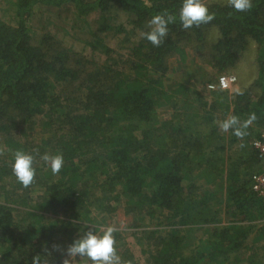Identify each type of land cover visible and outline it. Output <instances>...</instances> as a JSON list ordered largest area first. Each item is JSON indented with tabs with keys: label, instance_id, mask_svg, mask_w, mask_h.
I'll return each mask as SVG.
<instances>
[{
	"label": "trees",
	"instance_id": "1",
	"mask_svg": "<svg viewBox=\"0 0 264 264\" xmlns=\"http://www.w3.org/2000/svg\"><path fill=\"white\" fill-rule=\"evenodd\" d=\"M64 2L80 15L118 5L134 23L153 24L134 47L130 71L109 66L98 69L102 77L83 74L75 86L81 69L70 65L71 50L48 35L34 42L28 25L37 4ZM201 2L15 0L14 22L0 19V264H58L54 238L76 246L96 232L97 247L85 246L76 264H139L121 230L99 231L106 221H96L99 205L105 213L124 205L136 219L170 226L149 237L145 264H225L240 250H251L250 264H262L254 256L264 250V221L251 239L256 223L232 219L214 229L202 249L181 244L180 227L216 221L210 201L230 217L264 220V201L251 175L243 177L257 151L245 148L226 163L216 151L224 147L218 140L226 117L235 120L226 134L232 144L242 129L264 124V0ZM209 27L218 29V38L211 60L201 63L180 41L194 38L202 50ZM106 28L105 22L99 26ZM247 39L257 45L260 93L246 89L230 96L212 89L217 96L202 104L197 85L235 66ZM95 44L102 47L98 39ZM158 108L171 112L169 120L150 131ZM212 145L216 150L209 151Z\"/></svg>",
	"mask_w": 264,
	"mask_h": 264
},
{
	"label": "rangeland",
	"instance_id": "2",
	"mask_svg": "<svg viewBox=\"0 0 264 264\" xmlns=\"http://www.w3.org/2000/svg\"><path fill=\"white\" fill-rule=\"evenodd\" d=\"M14 1L15 0H0V19L11 24L14 22ZM227 1L231 0H202L201 4L210 2L224 3ZM134 18L132 14L124 11L118 5H113L106 11L95 10L87 15H80L70 3L64 2V4L59 6L40 3L33 8L28 25L34 42L48 35L54 40L58 39L63 47L71 50L70 65L77 69H81L80 79L75 81V86H78L81 83L83 74L92 73L94 77H102V75H99L100 72L98 69L103 70L110 66V68L114 70L118 69L124 72L130 71L129 67L132 64L131 62L135 59L133 53L134 47L144 39L147 33L153 30V24L149 23L140 26L133 22ZM103 22L108 24L109 28L100 30L99 26H101ZM94 33H96V36H92ZM218 33L219 31L216 27H209L205 30L202 50L196 49L199 43L194 38L191 40L183 39L180 43L182 46L189 48L194 56L198 58L199 62L206 63L211 60L212 44L218 38ZM97 39L102 45L100 48L95 44ZM105 50H107V52H105ZM77 60L79 63H77ZM258 68L257 45L252 39H247L235 66L229 67L226 71L216 75L212 82H205L197 85V89L200 91V96L202 97L200 101L202 104L205 101L210 102L211 98L217 96L215 93L213 95L211 91H214L212 89H219L216 87V79L222 74H232L235 76L234 83L225 90L230 96L246 89H250L255 94H259L260 89L255 84ZM114 70L111 72L113 73ZM210 85H213V87H210ZM61 86L64 87L65 83L61 84ZM73 87V84H70V88L73 89ZM198 105L200 107V104ZM170 113L171 112L166 109L158 108L157 112H155L157 115L155 120L153 122L151 121L148 125L149 130L152 131L154 129V124H163L169 120ZM217 114H221L220 108L217 109ZM230 121L231 118L229 116L225 118V122L221 123L220 132H223V135H221V139L218 141L219 144L223 142V149L218 151L215 149L216 147L214 145L208 147L209 151L216 150L218 154L222 155L224 157V163L228 161L229 157L232 158V156L235 155L242 156L245 148L248 152L249 150L251 152L253 149L251 141L256 139L260 133L264 132V124L258 125L257 123H250L251 126L249 129H242L236 142L232 144L229 142V136L226 137V134L231 132V127L235 122V120L233 122ZM174 122L179 124L181 121L175 120ZM162 130L166 132L170 131L169 127H165ZM231 134H233V132ZM218 154L214 155L218 156ZM255 155L256 161L254 165H246L245 167L249 170H247V173L243 176L245 179H248L249 174L251 175L250 184H252L253 174L264 173V157H260L258 152H255ZM49 160L53 161L52 157H50ZM54 164L56 165L57 163L54 162ZM199 192L200 190L196 195H199ZM257 194L259 195L258 192ZM37 195L38 193L35 192L32 198L36 199ZM259 196L264 201L263 197L261 195ZM209 204L214 213L217 212L216 221L209 224H192L180 227L182 229V235H184L181 244L187 245L188 249H202L207 239L208 241L212 240V231L222 225H227L232 219L240 225L256 223L254 224L255 226L251 231L249 239L260 232L258 227H261L264 220L249 221L247 218L244 220V214L230 217L229 214L226 215L223 211L221 204L212 203V201H210ZM105 205L107 204L105 200H103L101 207L106 208ZM224 205L223 202V206ZM99 206H96L97 210L95 209L96 212H94V214L97 212L99 213L95 215L97 217L96 221L98 222L103 218L106 220L104 225H100L99 231L110 228L113 230H121L125 242L128 243L126 247L140 258L139 264H145L143 258H145L147 253L144 251H146L145 248L147 243H149V237L152 239L157 237V235L162 236L167 232V229H170V226H153L151 224V219H136L133 211H128L124 205H120L110 213H105L106 211L104 209L103 211L99 209ZM17 214L18 213H16V215ZM47 215L49 217H55L51 213ZM57 217L64 220L68 218L67 215L63 213H58ZM257 224H259V226ZM155 228L158 229V232L150 236L149 231ZM95 235H100V233L96 232L92 237L84 239L76 246L71 244L70 240H67L65 237L58 236L54 238L51 247L58 257V264H76L79 259H83L85 246L92 248L97 247L99 239L98 237L96 239ZM95 241H97L96 244ZM261 242L264 244V239ZM249 257H252L251 250H240L232 253L225 264H250ZM254 257L259 260L260 263L264 264V250H259L258 254ZM204 263L205 262H203V264Z\"/></svg>",
	"mask_w": 264,
	"mask_h": 264
},
{
	"label": "built area",
	"instance_id": "3",
	"mask_svg": "<svg viewBox=\"0 0 264 264\" xmlns=\"http://www.w3.org/2000/svg\"><path fill=\"white\" fill-rule=\"evenodd\" d=\"M235 81V76L232 74H222L216 79V87L221 90H226ZM213 87V85H210ZM252 147L260 154V157H264V132L260 133L256 139L251 141ZM252 188L258 192L264 199V173H258L252 175Z\"/></svg>",
	"mask_w": 264,
	"mask_h": 264
}]
</instances>
